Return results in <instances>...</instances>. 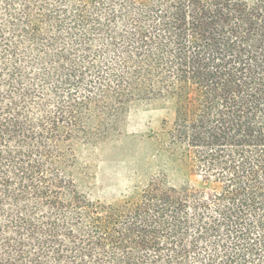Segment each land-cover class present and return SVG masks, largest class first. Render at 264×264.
Returning a JSON list of instances; mask_svg holds the SVG:
<instances>
[{"label": "trees", "instance_id": "1", "mask_svg": "<svg viewBox=\"0 0 264 264\" xmlns=\"http://www.w3.org/2000/svg\"><path fill=\"white\" fill-rule=\"evenodd\" d=\"M142 136L201 185L94 200L91 154ZM0 264H264V0H0Z\"/></svg>", "mask_w": 264, "mask_h": 264}, {"label": "rangeland", "instance_id": "2", "mask_svg": "<svg viewBox=\"0 0 264 264\" xmlns=\"http://www.w3.org/2000/svg\"><path fill=\"white\" fill-rule=\"evenodd\" d=\"M171 109L161 101L138 106L129 117L128 130L155 133L171 125ZM91 158L96 160L95 180L91 197L104 203H113L122 198L137 179L164 170L170 182L181 186L185 181L193 186L201 185L198 176L167 162L156 152L154 143L146 136L124 137L101 145Z\"/></svg>", "mask_w": 264, "mask_h": 264}]
</instances>
